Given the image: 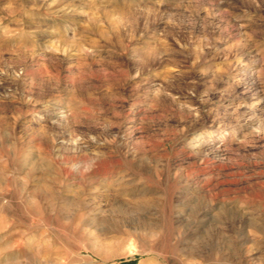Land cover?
Segmentation results:
<instances>
[{"label":"rangeland","instance_id":"rangeland-1","mask_svg":"<svg viewBox=\"0 0 264 264\" xmlns=\"http://www.w3.org/2000/svg\"><path fill=\"white\" fill-rule=\"evenodd\" d=\"M0 264H264V0H0Z\"/></svg>","mask_w":264,"mask_h":264},{"label":"bare ground","instance_id":"bare-ground-1","mask_svg":"<svg viewBox=\"0 0 264 264\" xmlns=\"http://www.w3.org/2000/svg\"><path fill=\"white\" fill-rule=\"evenodd\" d=\"M205 143V142H204ZM209 147H211V146H209ZM208 148V147H207ZM209 149V148H208ZM211 149V148H210ZM101 166V165H100ZM106 169V168H105ZM91 171V170H90ZM72 172V171H71ZM99 173H103V172H99ZM75 174V173H74ZM83 175V174H82ZM90 178V177H89ZM83 184V183H82ZM86 184V183H85ZM83 190V189H82Z\"/></svg>","mask_w":264,"mask_h":264}]
</instances>
